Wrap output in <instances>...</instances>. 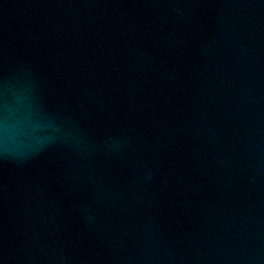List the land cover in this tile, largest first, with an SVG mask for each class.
I'll return each instance as SVG.
<instances>
[{"label": "water", "instance_id": "obj_1", "mask_svg": "<svg viewBox=\"0 0 264 264\" xmlns=\"http://www.w3.org/2000/svg\"><path fill=\"white\" fill-rule=\"evenodd\" d=\"M0 264H264V0H0Z\"/></svg>", "mask_w": 264, "mask_h": 264}]
</instances>
